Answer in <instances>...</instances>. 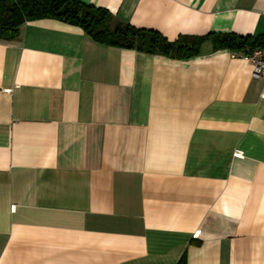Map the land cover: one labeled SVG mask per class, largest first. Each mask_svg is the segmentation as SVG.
Masks as SVG:
<instances>
[{
    "label": "crops",
    "instance_id": "1",
    "mask_svg": "<svg viewBox=\"0 0 264 264\" xmlns=\"http://www.w3.org/2000/svg\"><path fill=\"white\" fill-rule=\"evenodd\" d=\"M168 41L264 36V0H75ZM197 234V237L195 236ZM264 264V79L45 18L0 40V264Z\"/></svg>",
    "mask_w": 264,
    "mask_h": 264
},
{
    "label": "trees",
    "instance_id": "2",
    "mask_svg": "<svg viewBox=\"0 0 264 264\" xmlns=\"http://www.w3.org/2000/svg\"><path fill=\"white\" fill-rule=\"evenodd\" d=\"M45 18H56L79 26L95 42L106 46L177 60L198 56L206 46L213 51L230 50L242 56L264 47V36L252 38L233 33H211L188 41L170 42L157 31L137 29L127 23H120L112 30L108 27L107 10L75 0H0V40H14L26 22ZM180 264H187L186 259L183 258Z\"/></svg>",
    "mask_w": 264,
    "mask_h": 264
},
{
    "label": "built area",
    "instance_id": "3",
    "mask_svg": "<svg viewBox=\"0 0 264 264\" xmlns=\"http://www.w3.org/2000/svg\"><path fill=\"white\" fill-rule=\"evenodd\" d=\"M12 2L16 0H10ZM253 67V77L264 79V47L255 49L249 55L243 56ZM197 237V234H195Z\"/></svg>",
    "mask_w": 264,
    "mask_h": 264
}]
</instances>
